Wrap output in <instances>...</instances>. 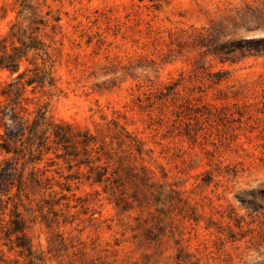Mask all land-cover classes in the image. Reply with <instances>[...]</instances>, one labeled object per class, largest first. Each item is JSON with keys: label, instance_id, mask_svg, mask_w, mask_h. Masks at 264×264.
I'll use <instances>...</instances> for the list:
<instances>
[{"label": "rangeland", "instance_id": "obj_1", "mask_svg": "<svg viewBox=\"0 0 264 264\" xmlns=\"http://www.w3.org/2000/svg\"><path fill=\"white\" fill-rule=\"evenodd\" d=\"M214 39L264 44V0H0V47L27 48L17 74L0 68V120L43 45L53 85L25 86L16 110L105 137L137 173L117 205L62 151L29 165L68 197L66 224L28 233L32 257L4 236L17 183L0 177V264H264V50L222 61Z\"/></svg>", "mask_w": 264, "mask_h": 264}, {"label": "trees", "instance_id": "obj_2", "mask_svg": "<svg viewBox=\"0 0 264 264\" xmlns=\"http://www.w3.org/2000/svg\"><path fill=\"white\" fill-rule=\"evenodd\" d=\"M246 10L250 8L246 7ZM213 32L214 29H209V33ZM201 46L206 47L207 52L217 56L220 60L231 62L237 53L244 55L247 51L250 53V51L264 50V44L250 43L247 45L246 42L243 47L241 41L226 45L216 39L206 44L202 43ZM28 49L36 52L35 56L39 57L40 65L32 63V69H25L18 74L2 92V95L10 99V106L4 107L1 111L0 153L4 155V159L0 163V177L7 183L6 186L13 182L17 183L16 202L13 204L15 210L12 212L13 218L9 221V228L4 236L6 238L16 236L14 247L19 250V253L32 257L33 238L28 233L32 232V227L37 223L38 218L43 221L47 229L58 226L59 217H62V223L66 224L68 217L63 214V211L57 212L53 209L60 206L61 202L67 200L68 197L63 194L57 197V193L52 190L51 180L43 177V173L38 169L32 167L26 172L29 165L41 162L50 151L53 153L62 151V155L56 156L57 158L62 157L69 165L74 163L73 166L86 168L88 170L86 179L92 184L102 185L103 189L114 197L117 205L129 204L124 197L122 174L136 177L137 173L134 172L132 166L122 164L124 158L117 151L118 149L112 147V141L105 143V137L100 140V144H97L96 137L87 131L75 130L67 123L54 122L46 118L40 110L32 119L24 117L16 110L25 86L53 85L52 61L47 50L43 45L40 48L30 46ZM0 51H2L0 68L8 70L11 75L17 74L19 62L25 57L27 48L23 51L13 48L11 55L6 54L4 46L0 47ZM168 91L172 92V88L168 87ZM114 125L116 128L117 125ZM120 134L124 135L126 140L133 141L123 129ZM140 171L144 173L145 169L141 167ZM61 185L66 192H69L65 184ZM35 195H38L40 199L32 207L31 204L35 200L30 198ZM22 197L28 201V205H24ZM19 206L26 212V217L18 212ZM63 208L67 209L68 205H63ZM37 212L40 213L39 216L36 215ZM51 239L52 237L47 242L52 243Z\"/></svg>", "mask_w": 264, "mask_h": 264}]
</instances>
